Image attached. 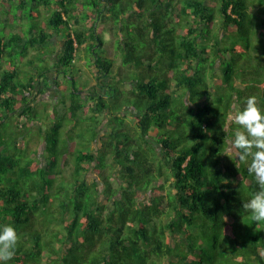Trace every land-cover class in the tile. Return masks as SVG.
Wrapping results in <instances>:
<instances>
[{"label":"trees","instance_id":"obj_1","mask_svg":"<svg viewBox=\"0 0 264 264\" xmlns=\"http://www.w3.org/2000/svg\"><path fill=\"white\" fill-rule=\"evenodd\" d=\"M52 2H30L45 29L0 38V224H11L19 236L7 264H264V222L252 223L241 210L257 186L244 164H233L235 149L226 156V139L237 127H227L229 114L251 95L264 108V43L254 42L264 28V0ZM213 10L219 26L208 41L202 32L212 34ZM104 33L116 43L118 61L95 54L89 63L93 83L73 88L53 111L67 112L72 123L79 116L90 120L91 148L75 151L72 142L69 151L53 152L63 137L60 123L46 124L43 135L31 105L47 77L29 73L34 56L24 57L30 49L49 57L51 50L42 51L56 39L58 69L84 46L104 47ZM16 44L19 58L6 57V47ZM225 58L231 63L221 70ZM22 73L31 74L25 83L17 82ZM52 74L60 88L58 70ZM116 93L127 102L112 108ZM125 106L136 113L144 145L135 144L122 122L119 132L105 125L106 116L117 120ZM13 115L15 126L3 132ZM34 127V137L21 138ZM40 136L44 165L28 146ZM129 144L137 149L127 151Z\"/></svg>","mask_w":264,"mask_h":264},{"label":"rangeland","instance_id":"obj_2","mask_svg":"<svg viewBox=\"0 0 264 264\" xmlns=\"http://www.w3.org/2000/svg\"><path fill=\"white\" fill-rule=\"evenodd\" d=\"M38 1V0H37ZM53 0H41V4L40 5H45L48 2H52ZM97 5H99L100 0H95ZM18 0H0V38H8L11 35L10 34H20L24 37H28V30L33 28V30L39 31L40 28H44V24H41L40 21H38L37 19H34L35 16L33 15L34 13L36 14V10L35 7L30 3L31 0H25V5H23L22 7H20L18 5ZM48 10H52L53 9V5H47L46 7ZM255 11V7L253 6L251 8V12ZM32 12V13H31ZM214 12V19L213 20V29L211 31L212 34L208 35L206 33V29H203L202 32V36L209 41L208 38H210L211 36L215 35L216 33H214L216 31V27L218 30V26H219V13L217 10H213ZM47 14V11L44 9L40 10V15L45 16ZM132 28H134V35L137 41L142 42L143 43V39L141 38V36L138 34L137 29L133 26ZM49 31V30H48ZM47 31V32H48ZM256 31V29H255ZM109 34L104 33V38L106 39L104 47L101 48H97L94 47L93 49H88L89 47L84 46L82 49L80 48L77 51V54H75L74 60L72 61L71 64L67 65V66H61L58 69L54 66V64L56 63V59L55 56H60L59 55V47H58V42L56 41V39H52L51 43L49 44L48 47H45V49L42 51V54H48L50 53L51 50V54L50 56H43L40 57L39 51H35L30 49L27 52L28 56H25L24 59H27L31 56H34L31 58V61L34 63V65L31 66V68L26 64H22L21 66L23 68H26V66L29 67V73H38L35 74V76H45L47 77L46 80L44 78H42L41 81V90L39 92V94L34 95L32 104H34V106L36 107L34 109V114L38 117L42 119V124L39 126L41 128H45L43 131V135H45L47 132H49L48 130V126L46 124H51V123H55L58 122L60 123V129L58 130V132H60V135H63V137L59 140L58 145L52 149L53 152L55 151H60V152H65V151H69L70 149V143L74 142L76 145H78L75 149L78 151L81 150H88L91 147L89 146V142L88 140L90 139V137L92 136L91 132L92 131H88L86 130V127L88 126L87 123L90 120L81 118L80 116L77 119L76 123H72L70 122L71 120L68 119L67 117V112L65 114V116H60L57 112L55 114H53V111H55L54 109L59 107L58 101L61 98H66L69 96V94L71 93V90L73 88H75L77 91L78 90H86L87 88L90 87V85L93 83V76L94 73L92 72V69L90 67V60L93 58V56H95V54H97L100 58H109L111 60H116L118 61V56L117 53L115 51V47H116V43L115 42H110L109 40V36H107ZM260 35H262V37H260ZM61 36V34H60ZM59 37V35H58ZM208 37V38H206ZM261 40L264 43V28L261 29H257L256 31V36H255V47H261ZM207 41V43H208ZM24 44V43H23ZM21 46V45H19ZM19 46L16 44V46L12 45L10 47H6L5 50V56L8 57L7 55L12 54V58H19L20 51L18 50ZM115 46V47H114ZM56 48V50L54 48ZM49 50V51H48ZM94 53V55H93ZM7 54V55H6ZM246 57V55L244 56V58ZM226 59V58H225ZM115 61V62H116ZM114 62V63H115ZM211 60H208L206 62V64H210ZM223 64L221 67L224 68L227 64L231 63V61H228V59L226 60H222ZM26 71V69H23ZM53 70L56 71L58 70V84L60 86V88L56 87V84L53 83ZM221 70L219 71L218 75L216 76L217 79H220V81L222 80V72ZM47 72V73H46ZM51 73V74H50ZM205 74V73H204ZM33 75V74H32ZM31 77V74H25L22 73L20 74V76L17 78V82H22L25 83L29 78ZM128 78H130V75H127ZM206 79H208V76L206 74ZM204 77V78H205ZM123 80V79H122ZM50 83V84H49ZM119 83V85L121 86L120 88H124L125 86H127V84L125 83L124 85L121 82H117ZM53 84V85H52ZM72 84L74 87H72ZM118 85V86H119ZM127 88V87H125ZM213 88V87H212ZM214 90L216 88H213ZM111 92H115L114 89L110 90ZM216 91V90H215ZM98 92V91H97ZM78 93V92H77ZM85 93V91L83 92ZM91 93V89L90 92ZM87 94V93H86ZM120 94L116 93L115 94V98H117V101L112 104V108L113 107H119L122 104H124V102H127L126 100H123L125 95L119 96ZM41 98L43 100H41ZM39 100V101H38ZM109 107V106H108ZM53 109V110H52ZM124 111L122 113L118 114V118L117 120H113L110 122V118L111 116H106L105 119L107 120L105 122V125L108 126V129H110V131H114V132H119V126L120 123H123L124 129L126 131H129L130 133H133L132 137L135 141L139 142V143H135L138 145L143 144V141L141 138H139V133H138V128L135 125L134 122V116H135V112L133 109L127 108L126 106L124 107ZM111 110V109H110ZM115 111V110H113ZM120 111V110H119ZM86 112H88L87 108H86ZM117 112V111H116ZM47 113H50L49 115ZM52 114V116H51ZM91 113H89L88 115H90ZM231 114V113H230ZM115 115V112L112 113V116ZM120 115V116H119ZM123 115V116H122ZM104 119V118H103ZM16 118L15 116H11L9 118V120L5 121V126L1 128V130L3 132H9V128L15 126L13 122H15ZM109 120V121H108ZM24 122V121H23ZM102 118H101V127H100V134H103V126H102ZM233 121H231L228 118V123H227V127H229L230 125H233ZM104 124V123H103ZM235 124V123H234ZM94 126V124H93ZM105 126V128H107ZM26 127V125H25ZM226 127V128H227ZM36 127L32 128V130H28V128H26V134L25 137H21L22 139H29L32 137H34L32 134L30 133H36L37 131L35 130ZM69 128V129H68ZM22 128L21 130H17V131H23ZM35 130V131H33ZM122 130V129H121ZM120 130V131H121ZM22 134V132H20ZM22 136H24V133L22 134ZM124 135H122V137H120V135H118L117 138H119V140L124 141ZM127 140V139H126ZM44 140L43 137L40 136V138H34L31 139V142L28 144L29 149L30 150H36L37 154V158L39 160V162L44 165V163H46V158H47V153L44 151V144H43ZM141 143V144H140ZM144 145V144H143ZM149 145L154 147V151H156V141L154 139H150L149 141ZM94 149L96 148L95 146H93ZM78 148V149H77ZM137 148L133 147V145L129 144V146H126V150L127 151H131V150H136ZM96 150V149H95ZM149 151V150H147ZM76 154V153H75ZM155 156H157L158 154L153 153ZM227 155L230 156L232 153H227ZM150 156V154H148ZM34 158V157H33ZM234 161L233 164L236 165V161L235 159H233ZM239 164H237L238 166ZM64 175H67V171L64 173ZM89 180L92 178L91 175L88 177ZM162 179L158 180V183H162ZM112 185L113 187H117L118 183L115 179L112 180ZM171 184H169V182H166V186L165 188H169ZM164 188V189H165ZM165 190H161V193H164ZM101 202L105 203L106 200L104 198L101 197Z\"/></svg>","mask_w":264,"mask_h":264},{"label":"clouds","instance_id":"obj_3","mask_svg":"<svg viewBox=\"0 0 264 264\" xmlns=\"http://www.w3.org/2000/svg\"><path fill=\"white\" fill-rule=\"evenodd\" d=\"M229 119L237 127L226 139V152L235 149L236 164L245 165L257 186L242 202L241 210L252 223L264 222V108L258 104V97L251 95L241 108L229 114ZM18 240L11 224H0V264H7L14 256Z\"/></svg>","mask_w":264,"mask_h":264},{"label":"crops","instance_id":"obj_4","mask_svg":"<svg viewBox=\"0 0 264 264\" xmlns=\"http://www.w3.org/2000/svg\"><path fill=\"white\" fill-rule=\"evenodd\" d=\"M39 84L41 85V83H39ZM49 84H50V83H49ZM52 85H53V84H52ZM41 88H42V86H36V88H35V95H36V94H39ZM41 100H43V99L41 98ZM32 101H34V100H32ZM38 101H39V100H38ZM34 102H35V101H34ZM31 105H34V104L31 103Z\"/></svg>","mask_w":264,"mask_h":264}]
</instances>
